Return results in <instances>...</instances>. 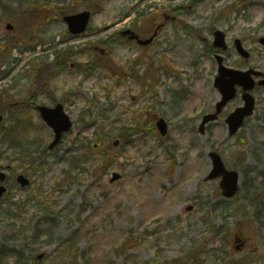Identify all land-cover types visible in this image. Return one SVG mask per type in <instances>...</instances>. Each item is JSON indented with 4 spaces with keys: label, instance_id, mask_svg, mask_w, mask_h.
<instances>
[{
    "label": "rangeland",
    "instance_id": "1",
    "mask_svg": "<svg viewBox=\"0 0 264 264\" xmlns=\"http://www.w3.org/2000/svg\"><path fill=\"white\" fill-rule=\"evenodd\" d=\"M176 8L181 22L169 24L146 51L116 45L105 68L86 75L75 66L50 78L49 92L39 102H50L48 95L64 100L74 120L56 152H32L53 139L37 112L25 118L29 126L21 130L20 112L9 113L0 127V165L27 170L32 184L21 189L15 178L10 180V193L0 206V246L12 228L25 237L5 248L26 251L21 258L5 255L0 264H264V111L234 137L224 118L210 124L206 135L198 131L217 101L216 66L206 49L210 29L222 16L231 17V36L255 28L264 21V0H0V36L29 33L0 59V107L8 97L13 103L28 98L55 50L75 51L70 59L86 63L98 55L89 43L117 32L126 13L132 20L141 11L139 21L147 32L153 15ZM61 9L94 11L87 33L72 36L62 18L47 20ZM241 10L251 16L249 22L239 17ZM15 11L34 14L19 20ZM8 22L16 29L8 31ZM107 26L114 27L103 31ZM0 46L2 53L4 41ZM255 59L264 65V58ZM158 117L169 123L165 137L155 128ZM90 139L103 144L100 149L112 145L111 155L119 157L106 158ZM76 147H83L82 162L69 171L76 182L69 185L66 170ZM210 150L241 173L236 197L222 196L220 180L204 181ZM20 152L30 160L20 158ZM113 172L122 179L110 183ZM43 217H55V240L27 239ZM74 234L78 248L66 249ZM32 251L47 255L36 261ZM80 254L82 259H74Z\"/></svg>",
    "mask_w": 264,
    "mask_h": 264
},
{
    "label": "flooded vegetation",
    "instance_id": "2",
    "mask_svg": "<svg viewBox=\"0 0 264 264\" xmlns=\"http://www.w3.org/2000/svg\"><path fill=\"white\" fill-rule=\"evenodd\" d=\"M246 15H241V16L245 17ZM165 17L168 18L166 15H165ZM130 19H131V17L123 18L120 22V25L123 26V29H126V28L133 29L137 33L138 39L131 41V40H129V36L121 35V38H122L121 43L122 44H128V45L130 44V45L136 46L137 48L143 47L140 45L139 41L145 40L149 36H147L145 33L141 32L140 21H137L135 18L132 20H130ZM151 22L155 26L162 24V23H158L157 20H152ZM216 23H219L220 27L215 29L213 31V33L218 29L224 31L226 42H227V48L222 49L219 47H215L214 42H213L212 43V46L214 49L213 56L220 54L223 57L224 65L227 67H231V68L239 69V70H243V71H247V70L251 71V74L248 76V78L251 79V82L246 84V86L251 87V89L246 90L247 91V93H246L244 91V87L242 85L237 84L236 85V96H235V98L233 100L229 101L225 105V107H224V109L220 115V119L224 118L223 122L226 124V118L234 110H236L238 107H240L243 104V97L248 93H250L255 99V110H254L255 113H254V115L259 111H264V83H262V81H264V65L260 64L261 62L258 63L255 59V58H258V59L264 58V21L259 23L255 28L248 29L247 32H244L243 34H241L240 37L230 35V33L233 32V29L235 26L229 22V19L218 18ZM237 39L240 40L242 47H244L246 50H248L250 52V54L247 58L242 57L238 53V51L236 49V45H237L236 40ZM0 40H3L4 43L6 44V53H7L9 51L8 47H10L13 44L12 37L2 38V36H0ZM154 43L152 45H154ZM108 47H111L110 43H109ZM108 52H109V48H107L105 54ZM64 59H65V55H60L58 57L57 65L55 67H53V70L49 71V72L47 70V72L49 74L48 78L50 77V75H53L57 71H59V68H60L59 65H60L61 61H63ZM214 75L215 76L218 75V67L216 68ZM47 84H49V83L43 82L41 84V88H40L43 92H39V93L37 92L34 96H32L30 98L29 101H26L25 103L20 101V100L13 103L11 101V97H8L6 100L7 104L3 107V109L6 110L5 111L6 114L9 113L8 109H10V108H11L10 110L16 109L20 113H21V111L23 113L27 107H31L32 110H34V109L36 110L38 108V105H39L38 99H40L41 94L49 92V90L46 88ZM215 89L217 91V101L215 102L214 108L216 106V103L222 97L220 90L218 88H215ZM53 96L54 95H48V98L50 99V103H44V104L47 106L55 105L57 102V99ZM238 101H239V103H238ZM235 102H236V104L232 107L231 105ZM226 126H227V124H226ZM10 168H11V166L7 167L8 170H10Z\"/></svg>",
    "mask_w": 264,
    "mask_h": 264
},
{
    "label": "water",
    "instance_id": "3",
    "mask_svg": "<svg viewBox=\"0 0 264 264\" xmlns=\"http://www.w3.org/2000/svg\"><path fill=\"white\" fill-rule=\"evenodd\" d=\"M64 20L68 24V28L70 32L74 34H80L87 29L89 20H90V12H82L74 15L65 16ZM11 28V25L8 26ZM216 41H222L223 34L222 32H216ZM152 39L149 40V42ZM229 72V73H228ZM247 73H242L236 70L228 69L222 66L220 77L218 81L222 83V95L223 100L218 104L217 112L214 114H208L204 117L203 122L200 126V131L202 134L206 133V125L218 118V114L221 112L222 107L230 100L234 95V82L230 81L237 80L242 81L245 80ZM236 75V77L231 76ZM229 78V79H228ZM227 79V80H226ZM253 110V100L248 99L247 105L245 108H240L235 113L230 115L227 122L229 124V132L230 135H234L242 126L244 117L247 115H251ZM41 116L47 125L52 128L54 132V141L51 143L50 148L58 145L62 139L64 133L69 132L72 128V121L70 117L64 112L62 105H57L55 108H47L42 107L40 108ZM2 121V117L0 116V122ZM157 126L160 130L162 135H165L168 131V126L164 119H160L157 123ZM117 144V142H116ZM210 158L212 161V170L210 171L209 175L206 177V180H212L215 178H221L220 186L222 188V193L224 196L231 198L239 190V182H240V174L235 170H228L220 156L217 152H211ZM5 174L0 172V180H5ZM121 178L119 173H114L113 178L111 179L112 182ZM20 184L22 186H26L29 182L28 180L21 175L18 178ZM4 187L0 188V195L4 191ZM192 207H188V210H191Z\"/></svg>",
    "mask_w": 264,
    "mask_h": 264
},
{
    "label": "trees",
    "instance_id": "4",
    "mask_svg": "<svg viewBox=\"0 0 264 264\" xmlns=\"http://www.w3.org/2000/svg\"><path fill=\"white\" fill-rule=\"evenodd\" d=\"M112 146H109V147H105L103 150H101L100 152L106 157V158H111L112 160L116 159L118 156H112L111 155V151H112ZM40 149H35V152H38L39 153ZM42 151H44V148L42 149ZM71 156L73 157V165H72V168H74V171L79 168L78 167V164L81 162V156L80 155V152H81V149L79 147H76V149H71ZM75 182H72V184H74Z\"/></svg>",
    "mask_w": 264,
    "mask_h": 264
}]
</instances>
